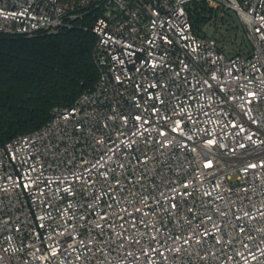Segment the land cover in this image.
I'll return each mask as SVG.
<instances>
[{
  "label": "built area",
  "instance_id": "1",
  "mask_svg": "<svg viewBox=\"0 0 264 264\" xmlns=\"http://www.w3.org/2000/svg\"><path fill=\"white\" fill-rule=\"evenodd\" d=\"M85 17L97 82L0 143V264H264V0H0V36Z\"/></svg>",
  "mask_w": 264,
  "mask_h": 264
},
{
  "label": "trees",
  "instance_id": "2",
  "mask_svg": "<svg viewBox=\"0 0 264 264\" xmlns=\"http://www.w3.org/2000/svg\"><path fill=\"white\" fill-rule=\"evenodd\" d=\"M190 14L201 32L217 19L203 2L193 3ZM92 27L93 20L85 17L55 34L0 36V143L40 129L54 107L71 106L94 86Z\"/></svg>",
  "mask_w": 264,
  "mask_h": 264
},
{
  "label": "rangeland",
  "instance_id": "3",
  "mask_svg": "<svg viewBox=\"0 0 264 264\" xmlns=\"http://www.w3.org/2000/svg\"><path fill=\"white\" fill-rule=\"evenodd\" d=\"M222 21L212 19L202 27V31L208 36H215L225 46L229 53L247 52L249 41L246 32L238 22L234 14H230Z\"/></svg>",
  "mask_w": 264,
  "mask_h": 264
}]
</instances>
